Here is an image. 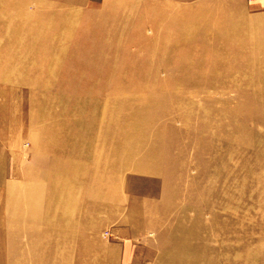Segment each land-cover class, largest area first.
Returning a JSON list of instances; mask_svg holds the SVG:
<instances>
[{"label": "rangeland", "instance_id": "obj_1", "mask_svg": "<svg viewBox=\"0 0 264 264\" xmlns=\"http://www.w3.org/2000/svg\"><path fill=\"white\" fill-rule=\"evenodd\" d=\"M51 249L264 264V0H0V264Z\"/></svg>", "mask_w": 264, "mask_h": 264}, {"label": "bare ground", "instance_id": "obj_2", "mask_svg": "<svg viewBox=\"0 0 264 264\" xmlns=\"http://www.w3.org/2000/svg\"><path fill=\"white\" fill-rule=\"evenodd\" d=\"M47 24V23H46ZM46 36V35H45ZM110 191V190H109ZM111 192V191H110ZM110 196V195H109ZM237 221V220H236ZM43 251H45V250H48L49 248L48 247H46V246H44L43 248ZM50 252H51V255H50V258H51V260H54L55 258H54V255H53V251H52V249L50 250ZM215 252H218V249L217 248H215L214 250H213V253H215ZM37 259V258H36ZM36 259H34V263H35V261H36ZM221 258L219 257V256H217V255H215V256H213L212 257V259H211V264H223V262H220L219 260H220ZM50 260V261H51ZM222 261H224V256L222 257V259H221ZM228 260V262L229 263H233L232 262V258L230 257H226V261ZM46 261H48V260H44V262H46ZM22 264H27V263H25L24 261L22 262ZM44 264H47V263H44ZM51 264H57V260H54V261H52L51 262Z\"/></svg>", "mask_w": 264, "mask_h": 264}]
</instances>
